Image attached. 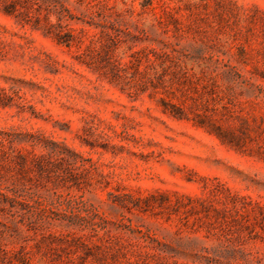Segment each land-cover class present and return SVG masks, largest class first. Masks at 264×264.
<instances>
[{
	"label": "rangeland",
	"instance_id": "obj_1",
	"mask_svg": "<svg viewBox=\"0 0 264 264\" xmlns=\"http://www.w3.org/2000/svg\"><path fill=\"white\" fill-rule=\"evenodd\" d=\"M0 264H264V0H0Z\"/></svg>",
	"mask_w": 264,
	"mask_h": 264
}]
</instances>
